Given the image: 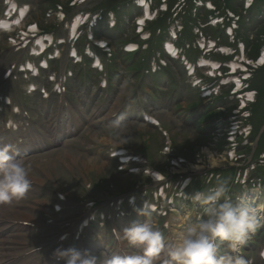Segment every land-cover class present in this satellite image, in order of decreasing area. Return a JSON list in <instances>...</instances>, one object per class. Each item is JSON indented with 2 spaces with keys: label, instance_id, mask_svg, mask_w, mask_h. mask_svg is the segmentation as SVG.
Instances as JSON below:
<instances>
[{
  "label": "rangeland",
  "instance_id": "obj_1",
  "mask_svg": "<svg viewBox=\"0 0 264 264\" xmlns=\"http://www.w3.org/2000/svg\"><path fill=\"white\" fill-rule=\"evenodd\" d=\"M147 2L150 14L140 32L137 24L146 15L140 0H0V22L7 20L11 28L0 29V120L23 104L32 122L39 121L33 124L43 126L47 118L54 121L55 115L47 111L61 101L49 91L54 83L60 84L64 71L71 95L70 100L64 95L63 102L76 116L79 110L89 119L63 146L20 159L33 184L24 198L13 203L34 223L18 233V245H26L25 252L38 262L51 255L60 244L58 237L75 231L73 221L89 211L95 217L117 218L114 225L119 231L147 219L161 228L165 244H170L205 215L206 206L188 202L184 191H207L224 179L235 203L243 192L253 190L252 182L264 180V166H256L264 165V62L259 64L264 51V0H228L234 12L225 8V0ZM13 4L15 11L9 10ZM75 24L76 41L71 39ZM167 41L196 66L193 75L183 58L175 61L165 51ZM214 43L216 48L206 51ZM44 48L45 58H56L49 61V68L37 77L21 71L27 63L39 67ZM132 48L137 50L125 51ZM259 48L258 58L252 59ZM74 50L82 63L74 64ZM89 51L102 61L99 74L91 70ZM233 65L236 75H230ZM110 71L119 80L117 96L108 101L99 81ZM78 74L85 75L82 81ZM32 82L44 85L49 99L29 94ZM80 89L86 90L83 111L79 108L83 101L77 97ZM135 91L138 103L130 102L127 108L136 116L110 120L118 97H133ZM20 111V116L13 114L25 119ZM145 111L156 124L138 117ZM27 131L22 127L23 135ZM118 149H123L126 162L111 157ZM158 173L163 180H156ZM145 200L166 213L149 212L147 218L139 214ZM252 242L264 248V229ZM218 243V252L225 254L223 243ZM249 246L242 253L256 257L254 264H264L257 255L261 248Z\"/></svg>",
  "mask_w": 264,
  "mask_h": 264
},
{
  "label": "clouds",
  "instance_id": "obj_2",
  "mask_svg": "<svg viewBox=\"0 0 264 264\" xmlns=\"http://www.w3.org/2000/svg\"><path fill=\"white\" fill-rule=\"evenodd\" d=\"M116 129L119 131L118 124ZM8 151L0 150V204L24 198L33 184L29 168ZM229 192L228 181L221 179L207 191L182 193L186 199L206 208L204 217L187 225L176 242L165 244L160 230L146 219L142 224L133 222L122 231L113 229L120 242L135 250L131 253L97 256L87 249L59 246L52 255L64 264H233L231 257L218 254L216 241L235 247L255 232L259 222L251 206L244 201L234 203ZM138 212L146 218L150 214L144 206Z\"/></svg>",
  "mask_w": 264,
  "mask_h": 264
},
{
  "label": "bare ground",
  "instance_id": "obj_3",
  "mask_svg": "<svg viewBox=\"0 0 264 264\" xmlns=\"http://www.w3.org/2000/svg\"><path fill=\"white\" fill-rule=\"evenodd\" d=\"M12 7H15V4H13ZM20 14L23 15L24 11H21ZM75 26H76V24H75ZM5 27H6V29H9L10 26H9L8 22L5 23ZM263 62H264V51L260 55L259 64L261 65ZM214 164H217V163H214ZM155 175H156L155 177L157 178L156 180L161 179V175L160 174H155ZM249 195H252V194H249ZM259 196H260V194L256 193V195L253 194L252 196H250L252 198H250V197H248V198H249L250 202H252L253 200L256 202L255 198H259ZM260 199H261V196H260ZM12 204L13 203H7V204H5L3 206H0V217L6 218V219L12 220V221L16 220L17 222L28 221V220L33 221V217L32 216L30 217L29 215H25L23 213V211H14V210H12L11 209V205ZM250 206L253 209L254 214H258V215H256V217L259 220L264 219V217H263L264 213H261L260 209H259V208H263L262 205L257 204V203H251ZM2 258H3V256H0V262L3 261Z\"/></svg>",
  "mask_w": 264,
  "mask_h": 264
},
{
  "label": "trees",
  "instance_id": "obj_4",
  "mask_svg": "<svg viewBox=\"0 0 264 264\" xmlns=\"http://www.w3.org/2000/svg\"><path fill=\"white\" fill-rule=\"evenodd\" d=\"M225 2H226V7L228 8V9H234L232 6H231V3H228V0L226 1L225 0ZM228 3V4H227ZM259 53H260V48H259V50H257V52L254 54V55H251V57H252V59H255V58H257L258 56H259Z\"/></svg>",
  "mask_w": 264,
  "mask_h": 264
}]
</instances>
